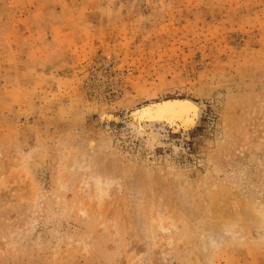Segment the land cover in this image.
<instances>
[{"label":"rangeland","instance_id":"obj_1","mask_svg":"<svg viewBox=\"0 0 264 264\" xmlns=\"http://www.w3.org/2000/svg\"><path fill=\"white\" fill-rule=\"evenodd\" d=\"M176 99L188 129L129 124ZM259 214L264 0H0V264H264Z\"/></svg>","mask_w":264,"mask_h":264},{"label":"bare ground","instance_id":"obj_2","mask_svg":"<svg viewBox=\"0 0 264 264\" xmlns=\"http://www.w3.org/2000/svg\"><path fill=\"white\" fill-rule=\"evenodd\" d=\"M169 103H183V104L194 105L199 110L198 117H200V114H201L200 106H198V104H195L193 102H189L188 100H180V99L170 100V101L167 100V101L159 102V103L154 104V105L150 104V105L145 106V107L143 106L144 108L143 107H141V108H143V109L151 108L154 106H158V105H162V104H169ZM143 109L138 110L137 112H135V114L132 112L133 116H134V121L132 122V124L129 123L131 126L134 124V126H135L134 128H137V130H138L137 133L140 135L147 133L148 129L152 130L151 128H153L154 126H157L158 124H161V123L162 124L164 123V125H165V123H167V125H170V126H173L176 128L184 127L185 129L186 128L188 129V127H189V126H183L180 124L173 125L167 121L150 120V119L146 118L145 114L143 113ZM103 117L108 119V120L113 119V116L109 115V114H106ZM130 122H131V120H130ZM155 128H157V127H155ZM175 130H178V129H175ZM183 132H184V130H183ZM137 133L135 132V134H137ZM146 136L148 138V140H146V141H148L147 143L152 142V147H153L154 142H160L159 134L154 132V131H151V132L149 131ZM161 138H163V137H161ZM158 145H160V144H158ZM92 146H94V145H92ZM149 146H151V145H149ZM100 178L96 175H93L91 178V180H93V181H88L84 185V193H85V196L89 199V201L92 204L95 203L98 207L101 208L104 205L105 198L109 195V187H110V180L111 179L104 181ZM255 219H256V223H258L259 227L264 222V216H261L260 214ZM152 220H153V223L157 224L159 226V228L161 230H163L164 232L171 231L169 227H166V223H168V225H170L171 227L175 226V222L173 220V217L167 212V210L162 209L161 206L153 214ZM216 237H220V239H221L219 232L211 230V232L208 236V240L205 241V247H204L205 251L208 254L211 253L212 250H214L217 247L218 241H216V239H215ZM146 238L149 242L148 249L149 250H153V249L155 250V248L158 247L155 236H153L152 233L149 232L146 234Z\"/></svg>","mask_w":264,"mask_h":264},{"label":"snow or ice","instance_id":"obj_3","mask_svg":"<svg viewBox=\"0 0 264 264\" xmlns=\"http://www.w3.org/2000/svg\"><path fill=\"white\" fill-rule=\"evenodd\" d=\"M199 110L191 104L169 103L143 109L150 120L167 121L173 125L192 126L198 118Z\"/></svg>","mask_w":264,"mask_h":264}]
</instances>
